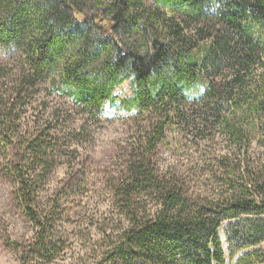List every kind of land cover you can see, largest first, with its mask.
Here are the masks:
<instances>
[{"label":"trees","instance_id":"trees-1","mask_svg":"<svg viewBox=\"0 0 264 264\" xmlns=\"http://www.w3.org/2000/svg\"><path fill=\"white\" fill-rule=\"evenodd\" d=\"M263 56L264 0H0V175L34 229L19 264H50L57 251V215L39 190L59 139L21 129L42 85L86 122L108 107L136 124L106 182L118 227L104 264H264ZM174 132L197 142L223 190L215 200L156 169ZM221 138L224 151L201 148Z\"/></svg>","mask_w":264,"mask_h":264},{"label":"rangeland","instance_id":"rangeland-1","mask_svg":"<svg viewBox=\"0 0 264 264\" xmlns=\"http://www.w3.org/2000/svg\"><path fill=\"white\" fill-rule=\"evenodd\" d=\"M48 90L47 85H42L30 99L21 129H26L29 137L51 134L59 139L53 151L57 166L45 175L39 190L40 206H45L44 210L54 209L58 220L51 237L57 251L50 264H104L103 255L114 241L109 237L110 229L118 227L109 223L106 182L116 169L114 159L124 154L138 137L137 127L126 112L108 107L98 120L86 122L68 100L51 95ZM115 94L128 97L131 85L124 83ZM49 127L54 130L46 133ZM72 132L78 133L77 141L71 139ZM168 138V144L159 145L154 158L156 169L181 176L193 195L208 200L218 198L223 190L213 180V169L197 157V142L182 138L178 132L168 133ZM226 146L221 138L204 143L201 148L213 154L224 151ZM250 149L251 161L261 163V149L254 143ZM10 192V184L0 175V264H19L17 252L33 241L34 234L33 226L10 203ZM103 227L104 235L100 232ZM219 233L226 249L223 233Z\"/></svg>","mask_w":264,"mask_h":264}]
</instances>
